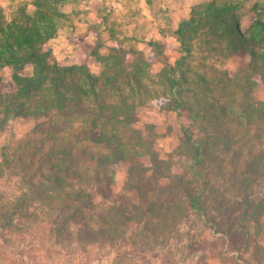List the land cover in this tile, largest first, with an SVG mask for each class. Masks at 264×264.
Returning <instances> with one entry per match:
<instances>
[{
	"label": "trees",
	"instance_id": "trees-1",
	"mask_svg": "<svg viewBox=\"0 0 264 264\" xmlns=\"http://www.w3.org/2000/svg\"><path fill=\"white\" fill-rule=\"evenodd\" d=\"M58 2L33 0V12L27 10V3H20L10 16L0 5V69L10 67L13 82L10 91L5 94L0 91V127L10 118V112L14 117L24 113L47 119L54 132L39 139L37 149L23 148L32 162L38 151L43 154L39 156L42 164H37L33 175L38 184L35 188L29 186L12 201L0 192V227H10L13 217L24 215L51 220L50 228L67 226L69 220L77 218L84 210L96 207L89 185H94L102 198L108 199L115 182V169L121 165L127 170L130 187L141 182V174H146L150 167L140 158L151 155L150 160L156 159L152 130L148 128L145 133L135 124L139 120V108L153 100L161 102L162 107L186 111L189 125L197 129L195 134L183 125L184 137L170 154V158L175 155L190 157L194 177L203 179L209 171V175L244 183L249 175L264 174V101L253 96L255 81L248 71L257 64L255 60L261 62L258 69L264 71V47L261 53L249 47L252 43L264 42V21L258 20L244 34L233 16L236 4L230 0L204 3L175 31L181 46L175 64L164 62L159 71H153L154 60H160L159 56L164 54L163 45L152 41L151 55L133 45L125 46L115 34V22L109 23L102 18L109 36L117 41L116 45L107 47V54L100 53L103 41L96 42L92 53L101 63V70L100 74H95L84 63L60 64L47 45L57 36L67 16L61 12ZM223 39H228L234 47L229 53H226L228 49L223 52L220 47ZM244 44H248L244 50L255 59L247 71L230 76L216 69L214 63L208 66L206 60H224L238 45ZM27 67L32 68L30 74L25 72ZM208 72L214 75L209 76ZM18 149L11 144L2 145L0 179L10 170L11 163L23 161V157L16 155ZM76 151L82 154V162L77 161ZM241 161L244 170L239 167ZM71 176L81 179L72 183ZM175 185L183 191V199L175 190L176 198L163 202L153 201L156 199L153 198L146 212L158 215L167 223L171 216L176 218L178 214L186 219L188 210L192 209L230 242L231 249H238L231 232V223L236 218L227 213L229 229L216 228L219 222L210 214V207L202 203L204 192L193 194L187 182L179 177ZM252 196L243 193L226 206L228 212L233 213L235 207L245 205L239 217L242 228H246L249 210L253 209V214L254 209H264V195L257 202ZM224 198L215 199L221 216L225 214ZM155 207L164 211L155 213ZM110 208L113 211L106 212L102 220L107 225L96 230L90 227L86 235L112 241L121 232L119 218L134 219L115 203ZM120 234L124 236V232ZM0 238L7 237L0 232ZM248 241L246 238L242 242ZM260 248L258 262L262 263L264 246Z\"/></svg>",
	"mask_w": 264,
	"mask_h": 264
},
{
	"label": "rangeland",
	"instance_id": "rangeland-1",
	"mask_svg": "<svg viewBox=\"0 0 264 264\" xmlns=\"http://www.w3.org/2000/svg\"><path fill=\"white\" fill-rule=\"evenodd\" d=\"M32 1L0 0V5L10 16L20 3H27V10L33 12ZM211 1L59 0L61 12L67 15L58 31L61 32L62 40L58 45L62 52L64 51L60 55H67L63 59L72 61V57L70 58L68 54H73L76 50L83 51L84 40L87 39L89 30H93L96 34L99 31H107L108 28L102 21V18H106L109 23L115 22V30L122 34L118 38L125 46H135V43L140 42V47L149 51L150 43L159 41L163 45L164 54L159 56L158 61L153 59L155 61L153 68L160 69L168 60L175 63L181 54V46L175 36L179 24L190 18L192 12L198 11L201 5ZM230 1L236 4L233 16L242 33L247 34L248 29L258 20L264 21V0ZM229 21L232 24L231 18ZM229 43L228 39H223L220 44L223 52L228 49L226 53H229V49L234 48ZM56 44L55 39L47 43L51 48L57 47ZM247 45H238L237 50L224 60H206L208 66L214 63L216 69L230 76L241 70L247 71L251 61L255 60L244 50L243 47ZM263 45L264 42L252 43L249 47L261 53ZM148 53L150 54L151 50ZM59 57L62 59V56ZM256 61L254 68L248 70L255 81L252 93L256 99L264 101V71L258 69L261 62ZM94 70L96 71V68ZM25 72L30 74L32 68L27 67ZM208 74L214 75L211 72ZM11 75L10 67L5 66L0 69V91L3 94L10 91L13 83ZM167 110H159V104L138 110L139 120L135 126L145 133H148V128L152 130L151 141L156 159L150 160L151 155L140 158L150 167L146 174H141V182H136L134 187H130L126 168L122 165L118 166L115 169V182L111 186V191L109 190L108 199H103L95 186L89 185L88 189L94 194L96 207L92 210H84L77 218L69 220L67 226L58 225L57 228H50L51 220L27 218L25 215L13 217L14 221L10 227H0V232L7 237L5 240L0 238V264H264V260L262 263L258 262L262 252L260 245L264 246V209L259 211L254 209L253 214V209L249 210L245 222L246 228H242L239 221L245 205L235 207L233 213H229L226 209V206L242 197L243 193L253 195L257 202L259 197L264 195V174L249 175L244 183L234 182L229 177L209 175V171L203 179L194 177L190 157L175 155L170 158V154L178 148L181 138L184 137L183 125L195 134L197 129L189 125V114L186 111L183 110L177 115L175 112L169 114ZM12 115L13 113L10 112V118L0 127V162L1 147L4 144L19 148L16 155L23 157V161L11 163L10 170L0 179V192L10 201L24 193L29 186L34 185L35 188L38 184L33 175L37 170V164H42L39 156L43 154L38 151L34 157L35 162H32L23 148L37 149L38 142L46 137L48 132H53L49 128V121L47 122L45 118L25 116L24 113L15 117ZM76 153L77 161L82 162V154L77 151ZM239 167L245 169L243 161L240 162ZM178 177L187 182L193 194L204 192L202 203L210 207V214L219 222L216 228L224 231L229 229L226 223L227 213L236 218L231 223V232L239 245L238 249H231L230 242L221 233L215 232V229L204 222L205 218L192 209L188 210L186 219L178 214L176 218L171 216L167 223L158 215L146 212L153 198H156L153 201L157 202L170 201L178 194L183 199V191L175 185V179ZM79 179L81 178L78 176H71L69 181L76 183ZM103 184L105 185L106 182ZM175 190L177 194L173 195ZM141 193L144 195L142 196ZM219 196H225L223 216L220 215L219 204L215 200ZM114 203L134 219L129 221L119 218L118 230L121 232H118L112 241L106 237L93 238L86 235L85 232L90 227L96 230L107 225L102 220L106 212L113 211L110 206ZM156 209L155 213L164 211L160 208ZM164 213L166 216L169 215L167 212ZM122 232L124 236L120 234ZM246 238L249 241L244 244L242 241Z\"/></svg>",
	"mask_w": 264,
	"mask_h": 264
},
{
	"label": "crops",
	"instance_id": "crops-1",
	"mask_svg": "<svg viewBox=\"0 0 264 264\" xmlns=\"http://www.w3.org/2000/svg\"><path fill=\"white\" fill-rule=\"evenodd\" d=\"M61 33V32H60ZM58 33V35L53 38L56 40L57 44L56 46L57 47H53L52 46V49H53V53L56 57V60L62 64V65H70V64H74V63H79V64H87L89 66V68L91 69V71L95 74H100V70H101V63L96 59V57L93 55L92 53V50H93V47L95 46L96 42L100 39L101 41H103L104 45L100 48V53L101 54H107L108 52V48L109 46H114L116 45V39H112L110 36H109V33L108 31H99L98 34H96L93 30H89L88 32V35H87V39L84 40V49L83 51H74V53L72 54H68V56L71 58L72 57V61H65L63 58H66L67 55H60V53H64V51L62 52V50L60 49V46L58 45L59 42H62L61 40V34ZM115 34L117 35V37H121L120 35L121 32H117L115 31ZM133 38V37H131ZM54 44V43H53ZM135 47L139 50H142L145 54L147 55H151L152 53H148L151 49H149V51H145L144 49H142L140 47V42H137L135 43ZM166 48V47H165ZM59 56H62V59L61 57ZM168 63L174 65L175 63H173L172 61L168 60ZM155 65V63H154ZM153 65V67H154ZM164 66V64H162V66L160 67V69ZM94 68H96V71L94 70ZM153 71H159L160 69H155L152 68ZM161 102H159L158 100H153L149 103H147L145 106H150V105H157L159 104V110H162V111H166V109H168L167 111L170 113L172 112H175L177 115H179V112L173 110V109H169V108H166V107H162ZM145 106L143 107H140V108H144ZM138 114H139V111H138Z\"/></svg>",
	"mask_w": 264,
	"mask_h": 264
}]
</instances>
